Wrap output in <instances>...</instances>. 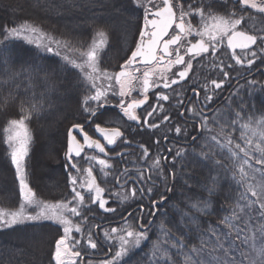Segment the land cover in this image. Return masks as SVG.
Returning a JSON list of instances; mask_svg holds the SVG:
<instances>
[{"label": "trees", "instance_id": "obj_1", "mask_svg": "<svg viewBox=\"0 0 264 264\" xmlns=\"http://www.w3.org/2000/svg\"><path fill=\"white\" fill-rule=\"evenodd\" d=\"M151 1L0 0V208L19 204L20 181L41 202L73 204L74 167L80 169L84 157L94 156L109 166L95 161L83 169H92L102 195L97 199L85 192L80 213L72 218L76 229L69 234L71 250L86 256L83 264H255L258 258L257 264H264V192L262 198L257 197V187L262 185L264 190V168L259 164L264 159L262 83L245 86L242 95L234 92L206 121L194 142L169 144L168 154L162 142L175 124L172 112L156 118L160 105L155 107L154 100L151 108L147 105L143 110L145 118L139 123L127 122L115 106L117 91L95 96L91 83L69 64L94 53L100 70L117 72L137 45ZM173 1L177 14L202 31L203 38L207 39L203 23L227 19L234 22L233 31L257 36L261 40L257 47H263L264 12L245 7L239 0ZM25 22L62 44L69 63L53 53L8 40V31ZM219 35L224 45L226 34ZM227 65L231 78L236 63L229 58L209 53L196 61L200 85L206 79L202 87H208L212 77L222 81ZM101 104L106 106L98 114ZM56 112L62 114L53 137L58 134L59 138L45 163L52 173L44 178L37 170L45 149L42 129L53 123ZM20 120L31 142L22 165L16 167L6 128L9 122ZM75 125L90 135H95V126L121 127L122 137L108 149L109 157L86 150L80 157L68 158V132ZM125 172L136 179L144 197L131 186H116V178ZM161 199L166 200L155 207L152 219V204ZM140 206L144 225L151 222L146 236L139 241L125 237L123 246L121 235L114 231L127 224L130 232L135 231L133 237L140 234V214L134 211ZM63 235L61 227L51 222L0 229V264H53L55 244ZM40 237L45 241L39 256L30 242ZM107 253V259H95Z\"/></svg>", "mask_w": 264, "mask_h": 264}, {"label": "rangeland", "instance_id": "obj_2", "mask_svg": "<svg viewBox=\"0 0 264 264\" xmlns=\"http://www.w3.org/2000/svg\"><path fill=\"white\" fill-rule=\"evenodd\" d=\"M239 1L245 7L252 8L253 10L258 12H264V0ZM160 6H162V0H153L148 3L146 11H148L149 8L156 9ZM51 14L54 15L53 13ZM63 24L69 26L67 22H63ZM121 26L124 25L121 24ZM193 26L194 25L191 26L186 24V35H201L202 31H199L198 28ZM202 26L207 30L206 42L211 43L212 41V43L215 44V47L213 48L214 53L218 51V49H220L221 47L220 43L222 41V36L219 34L223 31V33L226 34L227 41L230 33L233 32L232 29L235 28L234 22H231L227 19H225L224 21L215 20L206 22L203 23ZM7 39L12 41H20L32 47L34 46L35 48L40 49L42 52L53 53L64 61H67L68 63L69 60H71L70 58H67V56L64 54L65 49L63 48V45L60 44L56 39H54L50 33L48 34L45 30L41 29L40 27L33 26L27 22L21 24L18 27L11 28L8 31ZM81 60L82 61L79 62L77 60H73L69 64L80 70L84 75L85 80L91 83L95 91V96L99 95L98 92L103 91L108 93L112 92L113 89H115V92L117 91L116 95L117 97H119V99L116 100L117 105L120 101H124L125 105H127L128 103L134 102L147 96V94H144L142 92V82L145 79L146 71L141 66L130 67L128 63L125 62L122 66V69L128 71V75L117 81V72L110 73L102 71L97 67L94 53H89L85 58ZM173 68V64H155L151 67L150 72L154 75L152 80V90H156L159 84L165 79L169 80L171 78ZM184 68L189 71L190 63H187ZM118 109L126 118L130 119V116L126 111L125 107H119ZM61 114V112H56V115L53 114V123L44 127V130L42 129V131H44L43 144L45 149L43 152V156H41L39 159L37 158L39 160L37 170L44 178L49 175V173H52L49 172V170L45 166V163L48 162V159L51 156H53V148L55 149L57 140L59 138L58 134L54 137L53 134L55 132L56 126L58 124L57 122L59 121V117L61 116ZM96 127L97 126H95L94 128ZM7 130V142L9 145H11L12 162L16 165V167L21 166L23 160L27 155L29 142H31L29 131L27 129V126L24 124V121L21 120L9 122L6 128V131ZM253 139L255 140L256 137H253ZM262 139H264V136L262 137ZM262 139L260 137V140ZM95 161L103 167L109 166L106 160L98 159L94 156H86L84 157L85 165L83 167H81L80 169L77 166L74 167L75 175L71 178L72 190L74 193L73 204H49L41 202L35 198V196L31 192V188L27 184H25L24 181H20V202L17 205H13L15 208H0V229L31 224V222L55 223L61 227L64 232V235L55 244L53 264H80V259L82 255L73 252L69 247V234L73 229H76V227L73 225L72 218L78 213H80V209H78V207L84 199L85 192H90L92 196L97 199L101 198L102 192L96 184L95 178L92 174V169H83L85 166H87L88 163H94ZM259 164L262 168H264V159H261ZM91 179H94V185L93 188L88 191L87 186ZM46 185L51 187L50 183H47ZM263 192L264 190L262 185L257 187V197L262 198L264 196ZM262 194L263 196H261ZM123 226L124 227L119 228V230L114 231L115 234L121 235L120 240L124 241L125 237H127V239L131 238L135 241H139L140 239H143L146 236L144 232L139 231L140 234H136L135 237H133L135 231L130 232L131 229L128 227L127 224ZM256 238L257 237H253L252 239L256 240ZM44 241L45 240L40 237L30 242V248L37 250L39 256L40 254H42L41 252L43 250ZM122 244L123 246H126L125 241L122 242ZM257 262L255 264H257ZM102 264L108 263L104 262Z\"/></svg>", "mask_w": 264, "mask_h": 264}, {"label": "flooded vegetation", "instance_id": "obj_3", "mask_svg": "<svg viewBox=\"0 0 264 264\" xmlns=\"http://www.w3.org/2000/svg\"><path fill=\"white\" fill-rule=\"evenodd\" d=\"M171 1V5L175 10V13L177 15L176 22L173 25V27L170 29L168 32L167 36L163 39V41H170L172 38L175 36L179 35L178 31V23L180 21L183 22V34L181 35V38L179 42L175 46H169L168 49V56L166 57V60L164 62H159L161 61V57L163 56V53L159 47V49L156 52V57L157 59L152 63V64H140L139 59L135 60L133 65L129 64L131 54L129 55V61L128 65L130 67H137L141 66L142 68L145 69V78L147 74L151 75L150 78V88L147 92L143 91V82H142V92L144 94H147L146 97L141 98L139 100H136L131 103H138L145 101V103L140 106V107H133L132 111H129L127 106L130 104L128 103L125 105L124 101L119 102V107L121 108H126V111L128 112L130 119L126 118L120 110H118L119 114L121 117H123L127 122H133L139 123L140 119L143 117L145 118V112L143 110H147V105L149 107H152L153 101L157 100L155 102V107L157 105H160L158 110H156L155 115L156 118L162 117L164 112H172L175 117V124H173V128L171 129L172 132L167 136L166 138L163 139V146L168 149L169 144H183V143H188L192 141V139L195 138V136L199 135L202 130V126L206 124V121L211 117L212 111L218 110V107L225 106L228 102V99L233 95L234 92H238L239 95H242L243 90L245 86H253L255 83L261 82L263 87H264V39L262 40L263 47L260 49V47H257L259 42L261 40L257 39V43L252 50L248 51H240L237 52L236 54L230 53V54H225L223 49H218L215 53L213 52V48L215 47V44L212 43H207L206 39L203 38V36H196V35H186V22L181 18L176 11V7L174 4L173 0ZM163 6H160L156 9L150 8L149 11H147L144 15V20L142 23L141 27V32H140V37L138 39V46L140 43L148 40L151 38V29L148 27V20L151 19L153 16L150 15V12L154 10L161 9ZM146 27L145 30L143 28ZM144 34H147V36H144ZM198 40H202L205 44L209 46L208 51L206 52H200L198 54L194 55H189L187 53L188 47L195 43ZM227 43V41H226ZM223 45V44H222ZM137 46V47H138ZM224 46V45H223ZM136 47V48H137ZM225 47L227 48L226 44ZM213 53L216 54L218 53V56L221 58H229L231 61H234L236 63V66L234 68V73L233 75L231 74V78H228L227 75L230 73L231 66L227 65L225 66V76L224 79L221 81L217 80L216 78H212V82H217L219 83L218 86L213 87L211 82H208V87L203 88V85H206V79H204V84L200 85V79L199 76L196 75V66L195 62L200 60L203 56L206 57L207 54ZM258 54L260 55L258 57ZM184 57L183 63L181 65L176 64V61L181 57ZM226 64H228V61L225 60ZM187 63H190V70L188 71L185 69V65ZM170 65L173 64V73L171 75V78L165 79L163 82H161L156 90H152V80H153V74L150 72L151 67L153 65ZM124 65V64H123ZM122 65V66H123ZM122 66L120 68H122ZM181 69H184L187 72V79L185 82L181 84H177L175 86H171L168 88H163V85H169L173 79H176L179 77L178 72H180ZM229 71V72H228ZM128 73L125 75L127 76ZM124 76V77H125ZM221 79V78H220ZM189 82L188 85H186ZM116 99V98H115ZM161 102V104H160ZM101 109H99L97 112L102 113L104 107L106 106L105 104H101ZM117 107V104L115 105ZM219 107V109H220ZM96 114V113H94ZM149 114L146 116V118H149ZM168 118L166 117V120L162 121L165 122L167 121ZM91 122V119L89 120ZM160 124H158L156 127H158ZM118 128L120 130V134L122 135V129L121 127H116L113 126L112 128L108 129H114ZM81 133L86 134L87 136H90L92 139L96 138L95 135H90L89 133L86 132V130L81 126ZM76 138L80 142H84L83 137L80 134H76ZM126 174L119 175L118 178L120 180L124 178V181L131 179L132 176L127 175L129 173L125 172ZM122 174V173H121ZM127 175V176H126ZM126 176V178H125ZM123 181V182H124ZM126 186H131L135 188L141 195V197H144L143 192L139 188V184L134 181H130ZM125 186V187H126ZM144 210V209H143ZM144 212L140 211V218L139 221H141L142 215Z\"/></svg>", "mask_w": 264, "mask_h": 264}, {"label": "water", "instance_id": "obj_4", "mask_svg": "<svg viewBox=\"0 0 264 264\" xmlns=\"http://www.w3.org/2000/svg\"><path fill=\"white\" fill-rule=\"evenodd\" d=\"M150 15L153 16L151 19L148 20V27L151 29V38L140 43V45L136 48V50L131 54L130 57V65H133L135 60L140 61V64H152L156 59V52L157 50L161 49L163 56L160 58L161 62H164L166 60V57L168 56V49L169 46H175L180 38L181 35H177L174 38H172L170 41H163V39L167 36L170 29L173 27L176 16L175 12L171 6L170 0H164V6L159 9L150 12ZM146 27L143 28L145 30ZM178 30L180 33H183V24L178 23ZM144 36H147V34H144ZM255 38L244 33V32H235L233 33L228 42V49L230 51H242V50H248L251 49L255 45ZM208 50V46L205 45L201 40L196 41L195 43L191 44L188 47L187 53L189 55L198 54L200 52H206ZM184 57L181 56L177 61L176 64L181 65L183 63ZM127 74V71L121 70L117 75V80H120L124 75ZM179 77L176 79H173L169 85H163V88H168L171 86H175L177 84H181L186 81L187 79V72L185 70H181L178 72ZM150 78L151 75H146V80L143 83V91L147 92L150 88ZM145 103V101L130 104L128 106V110L132 111L133 107H140ZM81 133V128L79 126L73 127L69 132V141H68V155L71 156H79L83 149L85 147L91 148V149H97L100 152H103V149L101 148V145L85 135H82L84 139V143L81 144L78 142L75 137L73 136V133ZM98 135L107 141L108 145H112L115 138L120 135L119 131L117 129L108 131V130H101L97 129ZM195 139V138H194ZM192 139V140H194ZM127 182L124 184L126 185ZM120 185V186H124ZM93 186V180L90 181V185L88 186V189H91ZM165 202V199H162L159 202H155L154 206L157 204H162ZM155 216V213L153 217Z\"/></svg>", "mask_w": 264, "mask_h": 264}]
</instances>
